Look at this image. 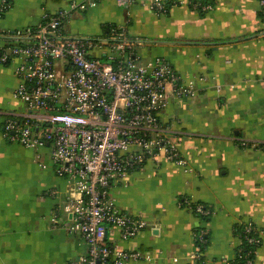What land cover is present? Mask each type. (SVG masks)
I'll list each match as a JSON object with an SVG mask.
<instances>
[{"label": "crops", "instance_id": "crops-1", "mask_svg": "<svg viewBox=\"0 0 264 264\" xmlns=\"http://www.w3.org/2000/svg\"><path fill=\"white\" fill-rule=\"evenodd\" d=\"M2 0H0L1 2ZM0 33L36 27L45 13L72 1L8 0ZM99 0L69 18L68 35L108 39L125 28L142 60L165 59L193 84L196 95L170 96L161 121L170 127L187 164L147 160L109 188L116 207L150 225L130 238L108 226L106 242L142 251L134 264H235L242 227L253 222L264 264V12L259 0ZM210 6V8H206ZM26 35V34H25ZM19 39L0 36V51ZM97 53H105L98 50ZM18 62H0V264H72L87 256L83 237L69 231L62 206L73 194L48 151L4 135L8 114H28L15 96ZM212 210L204 217L183 199ZM57 212V220L53 217ZM205 232L206 241L198 234ZM198 254V256H196Z\"/></svg>", "mask_w": 264, "mask_h": 264}, {"label": "built area", "instance_id": "built-area-1", "mask_svg": "<svg viewBox=\"0 0 264 264\" xmlns=\"http://www.w3.org/2000/svg\"><path fill=\"white\" fill-rule=\"evenodd\" d=\"M98 1H72L57 13H45L32 29L0 33L19 39L1 49L0 62H18L20 84L15 96L29 111L23 116L8 114L3 132L11 141L47 150L56 173L71 186L73 194L62 208L72 215L69 231L80 234L88 248L87 256L72 264H134L144 253L108 244L107 227H119L122 237L130 238L150 223L122 213L109 188L147 160L163 156L178 165L187 164L160 114L170 96L192 98L196 89L183 83L165 59L143 61L135 53L140 41L129 37L125 28L102 40L64 32L69 18ZM116 1L120 6L132 3ZM259 1L264 12V0ZM10 5L8 0L0 2V17ZM150 8L158 13L168 9L163 0H155ZM181 205L204 217L212 214L208 207L187 198ZM197 237L206 241L205 232ZM244 241L250 248L239 249L240 264H255L261 239L252 222L244 226Z\"/></svg>", "mask_w": 264, "mask_h": 264}, {"label": "trees", "instance_id": "trees-1", "mask_svg": "<svg viewBox=\"0 0 264 264\" xmlns=\"http://www.w3.org/2000/svg\"><path fill=\"white\" fill-rule=\"evenodd\" d=\"M195 212V211H194ZM253 223V222H252ZM247 224V223H246ZM244 224L243 227H242V240H241V243L237 249V252H236V261H235V264H240V261L241 259L239 258L238 254H239V249H243V251H247L249 248H250V245L244 241V226L246 225ZM253 225L255 226V224L253 223Z\"/></svg>", "mask_w": 264, "mask_h": 264}, {"label": "rangeland", "instance_id": "rangeland-1", "mask_svg": "<svg viewBox=\"0 0 264 264\" xmlns=\"http://www.w3.org/2000/svg\"><path fill=\"white\" fill-rule=\"evenodd\" d=\"M76 36H77V35H76ZM79 36H80V35H79ZM81 37H88V36H81ZM94 38H97V37H94ZM104 60H105L104 58L101 59L102 62H104Z\"/></svg>", "mask_w": 264, "mask_h": 264}, {"label": "water", "instance_id": "water-1", "mask_svg": "<svg viewBox=\"0 0 264 264\" xmlns=\"http://www.w3.org/2000/svg\"><path fill=\"white\" fill-rule=\"evenodd\" d=\"M107 233V232H106Z\"/></svg>", "mask_w": 264, "mask_h": 264}]
</instances>
